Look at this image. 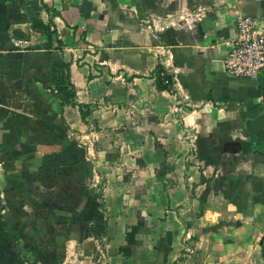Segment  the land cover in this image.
<instances>
[{"label": "crops", "instance_id": "crops-1", "mask_svg": "<svg viewBox=\"0 0 264 264\" xmlns=\"http://www.w3.org/2000/svg\"><path fill=\"white\" fill-rule=\"evenodd\" d=\"M242 15L264 0H0V264H264L206 220L205 165L264 171V69H224Z\"/></svg>", "mask_w": 264, "mask_h": 264}, {"label": "rangeland", "instance_id": "rangeland-1", "mask_svg": "<svg viewBox=\"0 0 264 264\" xmlns=\"http://www.w3.org/2000/svg\"><path fill=\"white\" fill-rule=\"evenodd\" d=\"M222 161L215 165L213 163L205 165L204 170L207 171L206 190L207 205L212 212H208L206 220L219 222H234L241 227L249 225L247 233L255 238L254 248L255 254H264L262 240L264 238V171L258 169L255 173L251 168H246V162L251 163V159L241 157L240 160L235 159V163H243V176H232L238 170L231 165V157H223ZM203 171V168H202ZM251 173H248V172ZM193 198L196 196L193 195ZM218 213H215L217 212ZM204 210L196 215L202 216ZM195 219V214L189 216ZM198 217V216H197ZM247 232V233H246ZM206 236H214L212 230H205ZM250 250V247H249ZM225 251V250H224ZM245 250H241L243 252ZM259 256V255H258Z\"/></svg>", "mask_w": 264, "mask_h": 264}, {"label": "built area", "instance_id": "built-area-1", "mask_svg": "<svg viewBox=\"0 0 264 264\" xmlns=\"http://www.w3.org/2000/svg\"><path fill=\"white\" fill-rule=\"evenodd\" d=\"M224 69L238 78H255L264 69V17L238 18L237 33L226 54Z\"/></svg>", "mask_w": 264, "mask_h": 264}, {"label": "trees", "instance_id": "trees-1", "mask_svg": "<svg viewBox=\"0 0 264 264\" xmlns=\"http://www.w3.org/2000/svg\"><path fill=\"white\" fill-rule=\"evenodd\" d=\"M34 26L41 29L44 33L51 36L52 32L50 30V26L44 24L41 21L35 22ZM155 78H156V86L159 90H168L173 91L174 79L173 75L169 74L165 67L159 63L154 71ZM83 106H80L82 108ZM255 145V146H254ZM251 148L253 151H260L264 152V140H253L251 143Z\"/></svg>", "mask_w": 264, "mask_h": 264}, {"label": "water", "instance_id": "water-1", "mask_svg": "<svg viewBox=\"0 0 264 264\" xmlns=\"http://www.w3.org/2000/svg\"><path fill=\"white\" fill-rule=\"evenodd\" d=\"M255 146V145H254Z\"/></svg>", "mask_w": 264, "mask_h": 264}]
</instances>
